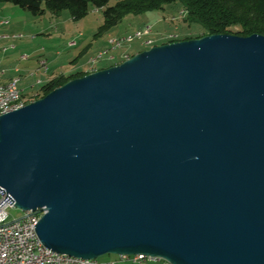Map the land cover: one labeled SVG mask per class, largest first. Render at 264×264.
<instances>
[{
  "label": "water",
  "instance_id": "obj_1",
  "mask_svg": "<svg viewBox=\"0 0 264 264\" xmlns=\"http://www.w3.org/2000/svg\"><path fill=\"white\" fill-rule=\"evenodd\" d=\"M0 191L59 254L264 264V36L153 46L0 116Z\"/></svg>",
  "mask_w": 264,
  "mask_h": 264
},
{
  "label": "rangeland",
  "instance_id": "obj_2",
  "mask_svg": "<svg viewBox=\"0 0 264 264\" xmlns=\"http://www.w3.org/2000/svg\"><path fill=\"white\" fill-rule=\"evenodd\" d=\"M117 1L110 0L109 5H114ZM187 15L186 9L170 5L164 10H152L137 15L128 14L118 25L103 31L105 17L101 9L91 8L85 17L75 19L69 9H63L57 14L47 10L43 14L34 15L19 6L0 1V20L3 19L7 23L6 27H0L2 31L0 33L7 34L9 38H18L9 40L6 45L9 47L13 44L18 47L14 56L10 55L14 49H10V53L6 55L0 51V71H6L11 66L36 67L39 61L46 60L43 58L45 57L44 49H47L48 55H52V58H55L58 53L63 54L56 58L59 59V64L69 66L72 60L78 58L87 47L88 50L82 57L87 58L90 54L97 55L102 52L105 54L104 57L95 56L91 59V63L95 64L98 58H102L97 66L110 68L111 65L123 61L127 55L129 58L152 48L154 46L152 44L161 45L169 39L184 35L196 36L203 27L198 23H191ZM147 26L152 29L151 32H146ZM36 38L38 39L34 41L33 39ZM49 38H53L54 41H49ZM112 38H122L126 42H123L120 48H112L109 44ZM71 43H75L74 46H69ZM72 56L74 58L71 59ZM112 56L114 59L110 60ZM94 59H96L95 62H93ZM38 95L41 96L40 91L30 92L25 98L30 103L35 101ZM25 215L26 212L21 209L10 207L8 221L21 219ZM107 258L118 259L119 256L105 255L99 260L103 261ZM163 263L148 261L137 264Z\"/></svg>",
  "mask_w": 264,
  "mask_h": 264
},
{
  "label": "trees",
  "instance_id": "obj_3",
  "mask_svg": "<svg viewBox=\"0 0 264 264\" xmlns=\"http://www.w3.org/2000/svg\"><path fill=\"white\" fill-rule=\"evenodd\" d=\"M0 1L19 6L34 15L43 14L47 10L57 14L63 9H69L75 19L85 17L91 8L101 9L105 17L103 31L118 25L128 14L137 15L152 10H164L167 6L176 5L187 10V18L191 23H198L203 27V30L196 36L184 35L169 39L161 45L213 34H231L240 37H249L253 34L264 36V0H118L114 5H109L110 0ZM152 45L158 46L157 44ZM85 75L87 74L78 73L70 76H58L42 86L41 96L38 95L34 100L43 98L70 80Z\"/></svg>",
  "mask_w": 264,
  "mask_h": 264
},
{
  "label": "built area",
  "instance_id": "obj_4",
  "mask_svg": "<svg viewBox=\"0 0 264 264\" xmlns=\"http://www.w3.org/2000/svg\"><path fill=\"white\" fill-rule=\"evenodd\" d=\"M146 29H148V26ZM119 42L126 41L122 38L118 39L111 47L117 48ZM40 64L42 68H48L46 60L40 61ZM16 87L17 85H13L11 95H14ZM10 207H14L10 198L0 191V264H119L121 262L137 264L148 261L170 264L164 260L152 259L143 254L122 255L119 256L118 260L102 261L56 253L41 242L36 231V227L43 217V210L28 211L25 217L8 221Z\"/></svg>",
  "mask_w": 264,
  "mask_h": 264
},
{
  "label": "crops",
  "instance_id": "obj_5",
  "mask_svg": "<svg viewBox=\"0 0 264 264\" xmlns=\"http://www.w3.org/2000/svg\"><path fill=\"white\" fill-rule=\"evenodd\" d=\"M4 20H0V27H6L7 23L3 24ZM0 32H2L0 30ZM13 39H18V38H9L7 34L5 33H0V51L6 55L7 53H10V49H14L13 52L10 53V55L14 56L15 53L18 50V47L15 45L11 46H6L8 44V41ZM33 39L34 41L37 40ZM49 41H54L52 40L53 38H49ZM75 43H71L69 46H74ZM3 47V48H1ZM45 53V58L47 61V69L42 68L40 61L36 67H31L27 65L26 67H17V66H11V68L7 69L6 71H0V87L8 85L11 83L13 80L18 79V87L21 90L22 94L24 97H26V94H29L30 92H38L40 91L41 87L50 82L52 79L58 77V76H70L74 74H89L96 72L98 70H102L104 68H109V67H99L97 66L100 60L104 57V53L101 59H99L95 64L91 63V59L94 58L95 56H98L100 53L97 55H89L87 58L82 57V55L88 50V47L86 48L85 51L81 52L80 56L72 60V64L69 66H66L65 64H59V59L56 58V56H63V54L58 53L56 54L55 58H52V55H48L47 49H44ZM14 53V54H13ZM41 53V52H39ZM128 56V55H127ZM125 56L123 61L125 59H128V57ZM127 57V58H126ZM74 58V56L71 57V59ZM82 58V59H81ZM42 59V58H41ZM114 59V56L110 57V60ZM117 64V63H116ZM112 66V65H111ZM110 66V67H111ZM39 87V88H38ZM113 260H118L117 258H107L103 261H113ZM125 262H121L119 264H123ZM127 263V262H126Z\"/></svg>",
  "mask_w": 264,
  "mask_h": 264
},
{
  "label": "bare ground",
  "instance_id": "obj_6",
  "mask_svg": "<svg viewBox=\"0 0 264 264\" xmlns=\"http://www.w3.org/2000/svg\"><path fill=\"white\" fill-rule=\"evenodd\" d=\"M152 29L149 27L146 29V32H151ZM117 38H112L109 41V44L112 46L117 41ZM123 42H119L117 48L122 47ZM103 53L99 54V57H102ZM129 59V58H128ZM96 59L93 60L95 62ZM47 69V68H46ZM18 79L13 80L11 83L5 86L0 87V116L12 112L14 110H18L26 106L29 101L23 96L21 90L18 87ZM13 85H17L16 90H14V95H11V89ZM44 215V211H43Z\"/></svg>",
  "mask_w": 264,
  "mask_h": 264
}]
</instances>
